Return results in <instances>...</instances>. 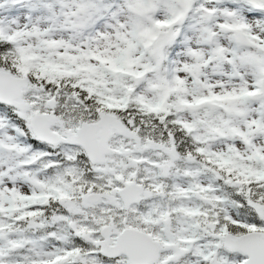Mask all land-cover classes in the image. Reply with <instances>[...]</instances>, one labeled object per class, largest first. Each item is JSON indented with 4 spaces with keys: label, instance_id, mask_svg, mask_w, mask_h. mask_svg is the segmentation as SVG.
<instances>
[{
    "label": "snow or ice",
    "instance_id": "6c2138e0",
    "mask_svg": "<svg viewBox=\"0 0 264 264\" xmlns=\"http://www.w3.org/2000/svg\"><path fill=\"white\" fill-rule=\"evenodd\" d=\"M0 264H264V0H0Z\"/></svg>",
    "mask_w": 264,
    "mask_h": 264
}]
</instances>
